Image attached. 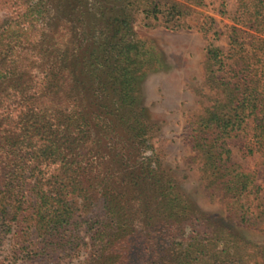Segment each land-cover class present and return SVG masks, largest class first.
<instances>
[{
  "label": "trees",
  "instance_id": "16d2710c",
  "mask_svg": "<svg viewBox=\"0 0 264 264\" xmlns=\"http://www.w3.org/2000/svg\"><path fill=\"white\" fill-rule=\"evenodd\" d=\"M142 3L147 27H185L187 9L161 0H14L20 8L0 22V243L22 237L23 258L42 261L76 251L84 230L81 264H264V248L216 226L162 162L141 85L164 61L134 33ZM251 5L239 1L236 22L260 50L264 3ZM229 45L227 80L215 77L221 50L204 49V85L216 97L187 123L185 140L227 219L264 230V187L226 147L251 119L246 153L264 165V72L246 62L239 30Z\"/></svg>",
  "mask_w": 264,
  "mask_h": 264
},
{
  "label": "rangeland",
  "instance_id": "374dc122",
  "mask_svg": "<svg viewBox=\"0 0 264 264\" xmlns=\"http://www.w3.org/2000/svg\"><path fill=\"white\" fill-rule=\"evenodd\" d=\"M161 1L174 3L182 9H187L188 14L183 19L184 28L170 30L165 29L161 24L147 27L141 13L148 6L145 3H142L138 12L134 13L133 28L136 38L146 43L152 51L160 53L164 61V66L146 76L141 85L143 106L149 110L152 120L159 127L157 150L162 162L171 171L182 193L216 226L229 230L246 243L264 248V230L248 229L228 220L221 195H209L205 191L199 165L194 160V154L185 140L187 123L193 116L201 113L207 104V98L216 97V93L204 85V49L207 44L210 43L219 48L223 53L225 68L216 73L215 77L224 80L233 76L234 59L230 58L229 54V35L232 29L239 30L240 43L245 48L246 62L260 72H264V52L262 51L264 48L258 50L260 43H255L256 40L251 38L256 36L255 33L236 22L240 0ZM262 1L264 3V0ZM245 2L252 8V0H245ZM18 8L14 0H0V22ZM46 10L52 9L46 8ZM204 24L206 28L211 26L205 35L200 31ZM257 38L264 39L259 36ZM257 52H260L257 56L258 60L254 56ZM234 58H239V55ZM251 128L252 120L248 119L241 132L226 140V147L230 150L232 163L245 172L253 173L256 185L263 188L262 157L259 153L250 156L246 153L252 134ZM87 161L90 160L83 161L84 167H87ZM260 196L264 200V193ZM101 208V203H98L95 211L99 215L102 214ZM15 231L14 229L13 232ZM89 236L82 230L80 232L82 246L68 255L60 254L32 262L23 258L20 245L26 247L25 240L9 234L0 243V264H81L89 253L88 246L84 245L88 244ZM28 241L34 242L35 237H30ZM223 247V245L220 246V248Z\"/></svg>",
  "mask_w": 264,
  "mask_h": 264
}]
</instances>
